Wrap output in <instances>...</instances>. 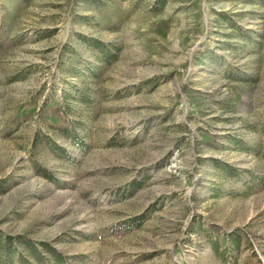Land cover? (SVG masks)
Here are the masks:
<instances>
[{"label":"rangeland","instance_id":"obj_1","mask_svg":"<svg viewBox=\"0 0 264 264\" xmlns=\"http://www.w3.org/2000/svg\"><path fill=\"white\" fill-rule=\"evenodd\" d=\"M1 246L264 264V0H0Z\"/></svg>","mask_w":264,"mask_h":264},{"label":"trees","instance_id":"obj_2","mask_svg":"<svg viewBox=\"0 0 264 264\" xmlns=\"http://www.w3.org/2000/svg\"><path fill=\"white\" fill-rule=\"evenodd\" d=\"M3 247H4V246H1L0 249L2 250ZM52 255H53V258H54V260H55V262H56L57 264H64V263H62L61 260L59 259V255H58L57 252H53ZM34 257L36 258V260H37L39 263L42 261V256H40V255H34Z\"/></svg>","mask_w":264,"mask_h":264}]
</instances>
